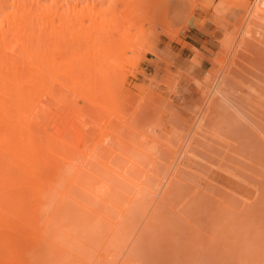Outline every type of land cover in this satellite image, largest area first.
<instances>
[{"label": "rangeland", "instance_id": "obj_1", "mask_svg": "<svg viewBox=\"0 0 264 264\" xmlns=\"http://www.w3.org/2000/svg\"><path fill=\"white\" fill-rule=\"evenodd\" d=\"M242 1L248 6L253 0H183L173 29L168 32H163L161 23L156 20V0L141 2L131 11L130 0H100L97 8L101 10L99 20L103 21L98 29H94L96 24L87 13L86 18L77 19L81 22L76 20L78 23L74 24L73 20L69 27L68 55L71 58L74 51L95 43L101 48L98 56L90 55L91 63L95 62L96 66H90L89 73L98 87L104 89L102 100L108 112L95 109L88 99L87 105L90 110L94 108V112L89 109L87 112L86 104L87 108L82 105L83 110L79 112L78 103L81 106V100L86 98L71 90L65 95L70 102L65 101L64 107L61 105L62 112L56 109L59 105L51 106V118L55 121L48 118L50 121H45L44 126L49 130L54 126V134L62 127L57 135L68 126L78 128L73 121L75 113L69 110L74 112L77 107L75 111L84 118V113H88L84 120L78 114L74 117L76 123L78 119L82 124L87 120L89 125L79 123L82 126L80 147H85L71 170L75 171L88 158V172L80 175L82 186L72 188L71 196L78 202L66 198L56 208L55 221L60 230L53 228L51 235L64 250L51 247L33 264H103L99 252L108 253L107 259L112 254L115 259L118 253L127 252L129 248L143 256L145 264H264V11L257 15L256 25L247 30L249 34L240 51L243 59H238L236 66L227 63L233 68L224 85L229 100L213 97L201 128L192 130L185 166L177 170L167 195L156 197L147 215L140 244L134 245L133 240L124 248L134 222L151 199L150 193L173 160L167 147H152L150 138L156 133L172 147L177 145L183 132L190 130L187 121L202 96L189 78L196 76L202 80L219 70L221 64L217 60L223 54L224 48L220 49V45L224 38L232 34L239 37L243 9L237 5ZM60 2L70 7L74 3L80 8L86 5L85 0ZM80 27L87 32L79 35ZM154 38L158 43L153 50L162 59L147 53ZM163 59H169L168 63ZM188 69L192 75L186 72ZM173 86L177 87L174 91L170 89ZM75 94L77 99L72 97ZM51 101L50 104L56 103ZM72 102H76L73 107ZM89 115H96L97 120ZM128 121L142 128L153 122L161 129L150 132L147 137L150 141L142 140L126 127L132 124ZM90 123L94 124L92 128ZM85 125L91 130L84 129ZM68 133L75 134L73 128ZM101 133L107 138L98 146L96 137ZM123 133L134 144L119 140L118 135ZM71 136L74 140L75 135ZM85 136L93 138L83 140ZM93 147H96V159L116 151L110 155L111 166L123 170L129 181L102 167L92 156H86ZM71 176L65 179L66 184ZM102 181L111 187L107 203L93 196ZM133 182L140 184L138 190ZM110 221L117 226L113 227ZM107 261L109 263L105 264L111 263L110 259Z\"/></svg>", "mask_w": 264, "mask_h": 264}, {"label": "bare ground", "instance_id": "obj_2", "mask_svg": "<svg viewBox=\"0 0 264 264\" xmlns=\"http://www.w3.org/2000/svg\"><path fill=\"white\" fill-rule=\"evenodd\" d=\"M86 1L87 0H85V3ZM182 1L183 0H156L154 6L156 10V20L161 23L163 32H168L173 29L172 26L178 17L177 12ZM66 2L63 4L60 0H0V264H33L36 258H42L44 252L51 247L64 250V247L59 246L51 235L53 228L59 229V224L55 221L57 213L56 208L62 203L61 201L66 198H69L72 202H78L71 196L72 188H74L73 186L75 185H77V187L82 186L79 178L82 173L88 172L86 165L87 161H89L88 158H85L79 164L78 168L71 172L74 163L78 159V154L84 151L82 148L85 146L80 147L79 140L82 138L81 127L87 124V120L82 124V120L80 121L78 118L80 122L77 120V124L76 118L74 119V117H76V114H82L79 113L83 108L82 105L85 106L86 104L88 107L85 106L87 112L90 110L87 105V101L89 100L93 103L95 109L98 108L100 111L108 112L107 106L103 102L104 89L98 87V83L91 79L89 73L90 66H96L95 62L91 63L90 55L93 54L98 56L102 52L101 48L95 43L92 46H85L79 52L74 51V55L71 58L68 55L70 51L69 27L72 25L71 23L73 20L75 22L87 13L90 21L96 24L94 29H98L99 25L102 24L103 19L102 21L99 20L101 17V10L99 9L100 7L97 8V3L100 2V0H98V2L92 0L91 2L93 3L88 0L86 5L82 4L81 8L77 7L78 5H75V3L70 7V4H65ZM113 2H111V6ZM130 2L133 5L129 9L131 11L136 8V6H139L141 2H146V0H130ZM246 5L243 1L237 5L244 10H242V18L240 16L241 19H239L241 21L238 34L239 37H234L233 34V36H227V34H229L227 33V38L224 36L225 38L222 42V46L220 45V49H224L221 50L223 51V54H221L222 56L217 60L221 64L219 70L209 75L207 74L201 80V78L196 79V76L191 78L190 75L192 74L189 73V69H192V66H187L189 69L186 72L190 74L188 75L190 77L189 81L194 83L195 90L201 94L202 100L198 103L194 113L189 116L190 119L187 123L190 130L182 133V137L177 145L172 147L167 146L163 142L161 136H157L156 133L153 134L161 129V126L157 123L151 122L152 124L149 123L144 128L138 127L136 124L129 121L128 122L132 124L126 125V127L129 126L127 128H129L130 131L137 133L142 140L149 137L150 132H153L152 134L154 136L150 138L153 144L152 147L156 145L167 147L173 156V160L168 166L165 175L160 178L156 189L154 188L150 193L151 199L147 204H144L140 217L134 222L133 229L125 240V249L128 248L133 240L134 245H138L137 243H139L140 239L142 240L145 230L144 223L153 207L156 197L160 195L161 198H164V196L167 195L169 183L174 178L177 170L185 166L193 136L192 130L194 128L197 130L201 128L203 121L208 115L207 108L212 103L213 97H218L226 101L229 100L224 85L229 76L228 74H230V70H233V68L227 63L230 64L231 62L236 66V64H238V59H243L240 55V51L244 47L245 36L247 37L249 34L247 30L251 25H256V21L258 20L257 15H261V12L264 11V0H253L250 5ZM150 15L153 16L152 14ZM80 20L77 21L79 22ZM77 21L74 24L78 23ZM104 21H106V19ZM154 22L151 24L153 25ZM225 23L227 22L225 21ZM79 26L81 25L79 24ZM225 27L224 29H226ZM234 30L236 36V29L234 28ZM77 32L79 35H82L85 34L87 30H83L80 27ZM157 43L158 41L155 39V41L150 44L151 47L147 53H151L162 59L160 55L153 50ZM193 48H195V46H193ZM163 55L164 54H162V56ZM165 57L163 58L165 59ZM168 60L169 59L166 61L164 60L166 64ZM166 64L165 67H169ZM162 67H164V65ZM179 75L178 77L180 79ZM176 88L177 87L174 86L173 88L170 87V89H173L172 91L176 90ZM69 90L79 94L80 96H78L82 99L86 98L81 100V106H79L78 103L77 107L80 108L77 110L79 112L75 111L77 107L74 112L69 110L70 113H75L73 121L76 123H74L75 126L78 125V128L66 126L69 129L73 128L75 134H71L73 136L75 135L73 137L74 140L71 138L70 132L68 133L69 129L67 131V128H65L66 130L63 129L67 132L63 131L61 134L57 135L61 132L60 130L62 127L59 128L57 134H54V126L52 130L44 126L45 121L48 122L51 119L53 123L55 121H53L54 118H51V106L56 108L57 104L59 106H57L56 109H60L61 111V107L63 105L65 106V103H67L65 101L70 100L69 97L65 96ZM72 97H76V94ZM75 99H77V97ZM51 100L56 101V103H53L55 106L49 103L52 102ZM72 103L74 105L71 106H75L76 102ZM66 108H69V106ZM93 109L90 111L92 112ZM65 110L63 111L65 112ZM87 114L88 113H84L85 118L82 115L83 120L87 118ZM82 116L80 115L78 117L82 119ZM90 117H92V115ZM95 117L97 116L95 115L92 118L96 119ZM101 117L103 116H100L102 120ZM48 118L51 119L49 120ZM92 118H90V120ZM101 120L100 122L102 123ZM60 123H62V121ZM79 123L82 124V126H79ZM92 123H90L92 125H90L91 128L95 124ZM63 124L65 123L63 122ZM103 124L105 123L103 122ZM87 125H89V122ZM56 126L57 125H55V128ZM86 127L85 125L84 129L88 128ZM103 127L104 126H102V128ZM84 131L85 130H83V132ZM88 135H90V133ZM103 135L104 134L101 133L99 137L97 136L98 139L96 137L95 143L97 145H103L105 138H107V136L104 137ZM119 135L118 139L123 141L124 144H134L131 138L130 140L127 135L126 137L124 136V133L121 136ZM68 136H70L69 139L67 138ZM85 137L83 140L93 138V136L89 138L88 136ZM146 140H149V138ZM83 142L85 143L86 141ZM109 153L112 154V152ZM115 153L116 151H113V154ZM111 154L105 158L96 159V147H93L92 150L87 152L86 156H92L102 167L114 172L119 178L129 181L123 170H117L111 166ZM70 175L72 176L66 184L65 179ZM133 183L136 186V190H138L140 184L136 182ZM110 190V185L102 181L93 192V196L99 201L107 203ZM89 212L96 214L92 209H89ZM110 223L113 227L117 226L113 221H110ZM125 251L126 250H123L121 253H118L115 259L112 258V254H109L111 257L107 259L108 253L104 254L102 252H99V257L103 260V264H105V262L109 263L107 261L109 259L111 262L110 264L146 263L143 256L136 254V251L133 252V248H129L127 252ZM78 261L82 262L83 260L78 258Z\"/></svg>", "mask_w": 264, "mask_h": 264}]
</instances>
